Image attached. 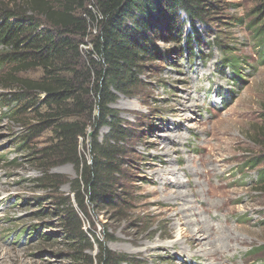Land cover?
Segmentation results:
<instances>
[{"label": "rangeland", "instance_id": "rangeland-1", "mask_svg": "<svg viewBox=\"0 0 264 264\" xmlns=\"http://www.w3.org/2000/svg\"><path fill=\"white\" fill-rule=\"evenodd\" d=\"M219 2L218 18L201 27L198 57L188 61L177 52L181 43L155 40L162 57L144 62L141 83L111 105L134 135L126 143L114 204L97 209L86 203L82 214L72 187L76 166L50 167L63 177L56 195L68 197L91 233L92 247L83 255L97 254L94 239L106 237L107 247L130 262L122 264H264V183L258 177L264 169V61L247 27L257 28L261 16L254 10L264 0ZM221 45L238 58L239 79L222 67ZM82 49L87 59L89 47ZM20 75L36 78L39 72ZM6 93L0 89V264H88L71 258L50 214L53 193L33 182L42 171L27 161V149L42 147L50 133L19 147L21 125L31 123V115L9 117L15 107ZM106 132L101 128L100 137ZM86 144L79 140L90 162ZM171 190L187 197L169 198Z\"/></svg>", "mask_w": 264, "mask_h": 264}, {"label": "trees", "instance_id": "trees-1", "mask_svg": "<svg viewBox=\"0 0 264 264\" xmlns=\"http://www.w3.org/2000/svg\"><path fill=\"white\" fill-rule=\"evenodd\" d=\"M219 3V0H0L3 81L0 89L7 91L6 101L15 107L8 111L9 117L31 115V123L21 125L26 128L16 140L19 147L27 149L32 139L50 133L42 147L27 149L31 152L27 161L42 171L33 182L53 193L51 198L56 207L50 214L56 215L74 261L130 263L123 254L107 247L106 237L104 241L94 239L97 254H82L91 249L92 243L91 233L85 232L78 210L86 214V203L97 209L114 204L116 191L120 189L117 182L123 174L126 143L134 136L111 105L118 94L128 95L141 83L138 76L144 62L162 57L155 40L181 43L177 52L179 56L187 55L188 61L198 57L204 42L201 27L208 28L210 19L218 18ZM254 13L261 16L255 23L257 28L250 23L247 27L258 43V60L263 62L264 5ZM84 45L89 47L87 59ZM222 46V67L239 79L238 58H231L228 48ZM29 71L39 72L38 77L20 75ZM103 127L107 132L100 137ZM87 128L92 131L90 137ZM80 139L87 143L90 162L82 158ZM66 162L75 165L79 172L72 186L78 210L68 197L56 195L63 177L49 172L55 164ZM258 175L259 183H264V169Z\"/></svg>", "mask_w": 264, "mask_h": 264}, {"label": "bare ground", "instance_id": "bare-ground-1", "mask_svg": "<svg viewBox=\"0 0 264 264\" xmlns=\"http://www.w3.org/2000/svg\"><path fill=\"white\" fill-rule=\"evenodd\" d=\"M177 184H181L183 181H181V179H178L177 181H175ZM187 197V192H182L181 190H171V192H169V198H174V199H176V200H184L185 198ZM179 202H173V203H171V204H178ZM181 210L182 209H184V207H181L180 208ZM181 210L180 211H178V212H176V214L175 215H178V216H180V212H181ZM172 219V215L171 216H169V217H167V220H171ZM187 221V223L190 225V223L191 222H193L192 220H186ZM193 226V225H192ZM191 229V228H190ZM195 229H193L192 228V231H194ZM196 231L197 232H199L198 231V229H196ZM185 236H188V234H184ZM197 236V238H202V235L201 234H197L196 235ZM189 238V237H188ZM204 239H205V237H203ZM195 239H196V237H195ZM188 240V239H187ZM200 240V239H199ZM198 241V240H197ZM193 242V241H192ZM196 242V241H195ZM201 245H202V243H200ZM190 245H192V244H190Z\"/></svg>", "mask_w": 264, "mask_h": 264}, {"label": "water", "instance_id": "water-1", "mask_svg": "<svg viewBox=\"0 0 264 264\" xmlns=\"http://www.w3.org/2000/svg\"><path fill=\"white\" fill-rule=\"evenodd\" d=\"M90 134V133H89Z\"/></svg>", "mask_w": 264, "mask_h": 264}]
</instances>
